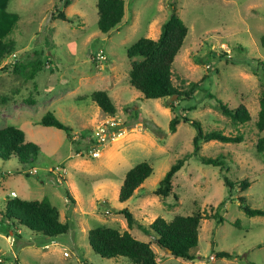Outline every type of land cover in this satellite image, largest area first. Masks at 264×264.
<instances>
[{
  "label": "rangeland",
  "instance_id": "rangeland-1",
  "mask_svg": "<svg viewBox=\"0 0 264 264\" xmlns=\"http://www.w3.org/2000/svg\"><path fill=\"white\" fill-rule=\"evenodd\" d=\"M63 1L7 0L5 11L12 23L3 39H13L14 59L23 62L35 57L44 61L47 57L53 65L44 66L28 80L14 73L12 65L4 64L5 59H12L10 55L0 63V127L21 129L24 139L39 148L36 158L24 164L13 157L0 158V219L5 199L46 197L67 230L43 239L36 232L28 236L29 231L22 227L20 238L14 236L15 242L7 237L11 248L0 236V255L7 259L0 264H8L12 254L17 264H132L125 257L101 258L90 249L86 232L97 226L126 230L134 238L150 242L158 264H264V216L245 215L237 199L242 198L250 208L264 209V146L261 152L255 149L264 129L258 132L254 127L256 111L251 107L250 120L241 124L222 115L217 107L221 102L233 108L245 100V95L249 97L264 87V0H123L125 18L107 33L96 27V0H68L65 7ZM173 6L187 32L171 63L172 83L180 91L187 90L192 82L198 84L186 98H143L127 82L125 49L146 36L149 21L156 18L163 22ZM59 11L67 20L50 18ZM74 12L80 13L81 20ZM99 49L104 59L96 65L90 57ZM107 63H111V71ZM95 70L104 76L96 77ZM243 73L248 76L244 78ZM105 89L115 108L113 116L122 123L119 129L123 132L128 125L145 129L155 124L159 132L151 131L154 144L129 140L107 153L112 144L106 141L98 146L101 156H90L93 126L103 115L95 110L88 95ZM27 99L34 102L32 107ZM189 107L193 109L187 110ZM47 111L70 127L71 142L62 130L39 124ZM173 115L197 120L203 132L240 134L242 140L200 142L197 155L219 157L223 168L202 164L191 155L172 176L171 193L162 198L152 190L175 160L191 152L195 133L182 120L174 132H169L167 124ZM92 118L96 121L90 125ZM77 159H86L89 164L78 165ZM142 161L151 166L150 175L137 193L118 202L117 190L125 172ZM55 167L63 169L60 177L51 171ZM30 170L33 173L25 176ZM224 178L231 187L225 185ZM243 179L248 186L240 191L238 182ZM97 184L100 186L94 188ZM121 208H126L141 228L132 225L127 229L122 215L115 212ZM195 211L202 218L196 246L190 249L191 260L168 255L146 231L156 216L169 220ZM214 213L221 222L213 218ZM7 227L11 228L8 222L0 221V234H8ZM24 238L34 242L33 247L20 250L18 243ZM43 244L48 247L42 248ZM63 250L67 256H62ZM218 251L231 257H214ZM44 254L50 260L42 263L39 258Z\"/></svg>",
  "mask_w": 264,
  "mask_h": 264
},
{
  "label": "trees",
  "instance_id": "trees-1",
  "mask_svg": "<svg viewBox=\"0 0 264 264\" xmlns=\"http://www.w3.org/2000/svg\"><path fill=\"white\" fill-rule=\"evenodd\" d=\"M7 0H0V62L6 56L14 51L12 40H4L3 35L10 29L12 19L9 13L5 11ZM69 4L68 0L63 1V6ZM96 27L100 32H108L116 28L123 15V0H96ZM50 18L67 20L62 12H56L55 15L50 14ZM187 28L182 20L175 13L174 6L171 8L170 14L163 21L160 33L156 39L139 37L125 49V56L129 62L127 72L128 84L137 90L143 98H161L176 95L178 100L183 97H189L193 88L198 84L192 82L185 91H180L176 85L172 83L171 63L179 50L182 41L186 35ZM36 56L35 53H32ZM27 58L20 62L16 61L12 64V71L24 79L32 80L37 71L44 66L51 65L46 57L44 61L39 58ZM90 100L104 113L113 116L115 108L104 90H94L89 93ZM258 111L254 120V127L258 132L264 129V87L258 91L257 96ZM170 111L173 106L168 105ZM217 107L222 115L228 117L234 123H245L250 120V115L246 107L239 103L233 108H228L221 102L217 103ZM126 108V107H125ZM128 109V108H127ZM193 109L192 107L187 110ZM134 117L136 112H131ZM179 120L186 122L195 129V133L191 139L192 150L185 154L184 157L175 160L164 172L162 178L158 181L157 186L152 190L154 195L166 197L171 193V178L174 173L182 166L185 158L189 156L196 157L202 164H210L223 168L222 161L219 157H204L197 155L200 142L209 140H217L221 142H240L242 136L224 135L218 131L203 132L199 122L186 116L178 117L173 115L168 120L167 128L169 132H174ZM39 124L47 127H54L62 130L66 138L71 142L72 130L69 126L60 122L52 112H45L39 119ZM145 127V126H144ZM153 133H158V126L151 125L150 128L145 127ZM264 146V136H258L255 149L261 152ZM39 148L36 144L24 139V132L13 126L4 125L0 127V158L3 160L10 157L15 158L19 163H27L33 161ZM152 171L151 166L147 162H138L130 167L124 174L117 192V200L122 203L126 201L145 178ZM25 176L30 175L24 173ZM224 183L231 187V183L224 178ZM248 186V182L243 179L238 182V189L244 190ZM65 196L69 199L68 191ZM176 198L175 196H173ZM239 206L247 216H264V209L250 208L243 204L242 198H237ZM220 204V203H219ZM111 212V210L107 209ZM122 215L129 229L132 225L141 228L136 223L132 214L126 209L121 208L115 211ZM199 212L195 211L189 215H174L171 219L165 220L156 216L147 224L146 231L150 232L153 240L163 250L169 252L168 255L183 260H191L193 256L190 249L196 246L197 230L201 219ZM213 218L221 222L222 218L214 213ZM1 220L8 222L9 226L18 225L26 228L31 232H36L44 237L52 238L59 234L65 233L67 226L58 219V211L46 197L40 199L25 200L17 197L5 199L4 210L1 212ZM87 243L90 249L101 258L125 257L132 264H158L155 254L150 247V242L140 241L134 238L128 231H118L112 227L97 226L89 228L86 232ZM214 257L230 258L231 254L225 251L214 253Z\"/></svg>",
  "mask_w": 264,
  "mask_h": 264
},
{
  "label": "crops",
  "instance_id": "crops-1",
  "mask_svg": "<svg viewBox=\"0 0 264 264\" xmlns=\"http://www.w3.org/2000/svg\"><path fill=\"white\" fill-rule=\"evenodd\" d=\"M123 6H124V1H123ZM96 9V8H95ZM75 13V15H78L79 16V18H80V20H81V16H80V13H78V12H74ZM124 18H125V9H123V15H122V18H121V20H120V22L119 23H121L123 20H124ZM166 18H164V20H165ZM163 20V21H164ZM163 22H161V21H157V19L155 18V19H152L151 21H149L148 23H147V28H146V38H150V39H156L157 37H158V35H159V33H160V28H161V24H162ZM12 29V28H11ZM19 32V31H18ZM18 32L16 33V35L18 34ZM105 33H107V32H105ZM9 40H12L13 41V39H9ZM16 60V59H15ZM3 61V60H2ZM2 61L0 62L1 64H2ZM17 61V60H16ZM50 63H51V61H50ZM53 64H51V66H52ZM107 65H109V67H108V70H112V65H111V63H107ZM48 66V65H47ZM53 68V67H52ZM42 70V69H41ZM49 71H51V70H49ZM95 73H94V75L96 76V77H101V76H104L103 74H100V72L99 71H97V70H95L94 71ZM243 75V77L245 78V76L247 77L248 75H247V73H243L242 74ZM256 75V74H255ZM48 86H46V88H47ZM105 92H107V95H108V97L110 96L109 94H108V91H107V89H105L104 90ZM113 94H115V92L113 91ZM253 94V93H252ZM249 94V97H247V95H245L244 97V101L241 103V104H243L245 107H246V109L248 110L250 107H251V109H253V111L255 112L256 111V113H257V111H258V102H257V96H258V93H256V94ZM110 98V97H109ZM25 102H28V103H31L30 104V106L32 107V105H33V101L32 100H29V99H27ZM94 108H95V110H97V111H99V113H101L103 116L97 121V123L98 122H100V121H102V120H104V119H106V118H108V117H110L111 115H108V114H104V113H102L100 110H99V108L95 105L94 106ZM249 113V112H248ZM250 115V114H249ZM250 118H251V116H250ZM95 121H96V119L95 118H92L91 120H90V122H89V124L91 125V124H93V123H95ZM97 123H95V125L97 124ZM140 124V123H139ZM83 125H85V127H90V128H92L91 126H89L87 123H84ZM94 125V126H95ZM93 126V127H94ZM128 127V129L124 126V128H123V132H122V134L120 135V139H118V140H113V141H111V147L110 148H108V150H107V153H109V151H113V150H115L116 149V147L117 146H119L120 145V143H122V142H125V141H129V140H134V141H137V142H142L141 143V145H145L146 143H152V144H154V142H155V138L152 136L153 134L151 133V131L149 130V129H147V128H142V126H139V127H137V126H132V127H130L129 125L127 126ZM76 152V151H75ZM99 156H101V152H99ZM98 156V157H99ZM95 158V157H94ZM76 163H78V165H84V166H86V165H88L89 164V162L85 159V160H81V159H77V162ZM145 180V179H144ZM144 180H143V182H144ZM143 182L136 188V189H134V191H133V193L132 194H135V193H137L138 192V190L140 189V186L143 184ZM120 185V184H119ZM98 186H100V184H97L94 188H97ZM119 188V187H118ZM117 192H118V190H117ZM139 194V193H138ZM140 195V194H139ZM15 196H16V194H15ZM17 197V196H16ZM117 197V196H116ZM95 200L96 201H98L99 200V198L96 196V198H95ZM125 202V201H124ZM123 203V202H122ZM74 204V203H73ZM58 211V210H57ZM59 213V212H58ZM58 219H59V214H58ZM0 221H2L1 219H0ZM60 221V220H59ZM6 230H7V233L8 234H6L5 236H3L2 234H0V236H2V237H4V239L7 241V237H11L12 239H13V241H12V243L13 242H15V239H14V236H16L18 239L20 238V235H21V233H22V227L21 226H18V225H12L11 226V228H6ZM88 230V229H87ZM29 231V230H28ZM123 231V230H122ZM17 232V233H16ZM32 233L33 232H31V231H29V233H28V236H32ZM48 237H44L43 236V239H47ZM26 238H24V240L23 241H21V242H19L18 244H20V247H19V249L20 250H22V249H26V248H28V249H30V247H33V245H34V242L32 243V242H29V240L28 239H26ZM7 243H8V241H7ZM9 244L8 243V247L9 248H11L10 247V245H12L13 246V244ZM43 245H45V244H43ZM43 245L41 246L42 248H43ZM150 247H151V245H150ZM17 251H18V249H17ZM30 251V250H29ZM12 252H14V250H12ZM30 252H32V251H30ZM34 252V251H33ZM154 252V251H153ZM155 254V253H154ZM32 255H30V256H28L29 258L31 257ZM49 257V255H46V254H44V255H42L41 256V258H39L41 261H43L42 263H44V262H48L49 260H50V258H48ZM6 257H4L3 258V260H7V259H5ZM17 262H18V259L15 257V258H13L12 257V255H10V261L8 262V264H17ZM4 263V262H3Z\"/></svg>",
  "mask_w": 264,
  "mask_h": 264
},
{
  "label": "built area",
  "instance_id": "built-area-1",
  "mask_svg": "<svg viewBox=\"0 0 264 264\" xmlns=\"http://www.w3.org/2000/svg\"><path fill=\"white\" fill-rule=\"evenodd\" d=\"M12 59L10 61H4V64L9 63L12 65L15 62V53H10L9 54ZM90 59L96 64L100 65V61L104 59L102 50L99 49L97 50L93 55H91ZM47 66V65H46ZM119 126H122L121 121L115 117V116H110L100 122H98L94 128H93V134L91 137V142H90V148L88 150L89 154L91 157H97L99 155V148L98 146H101L106 143V141H112L118 136L121 135L122 133V128L119 129ZM56 173L58 177H60L61 172H63V169L61 167H55L53 170ZM33 173L31 170L29 171V174ZM59 180L61 178H58ZM12 196H14L13 193H11ZM53 244V243H52ZM48 244L43 245V248H47ZM62 256H67V252L65 250L62 251ZM12 257L15 258V256L12 254ZM208 259L211 261L213 260V256L210 255L208 256ZM3 262V258L0 255V263ZM201 262V259L198 261V263ZM81 264V263H79Z\"/></svg>",
  "mask_w": 264,
  "mask_h": 264
},
{
  "label": "water",
  "instance_id": "water-1",
  "mask_svg": "<svg viewBox=\"0 0 264 264\" xmlns=\"http://www.w3.org/2000/svg\"><path fill=\"white\" fill-rule=\"evenodd\" d=\"M173 96H175V95H172L171 97H173ZM164 251L166 252V253H168L169 251L168 250H166V249H164Z\"/></svg>",
  "mask_w": 264,
  "mask_h": 264
}]
</instances>
